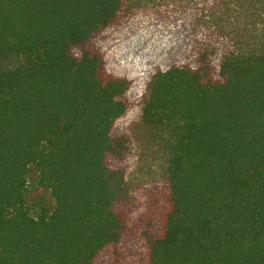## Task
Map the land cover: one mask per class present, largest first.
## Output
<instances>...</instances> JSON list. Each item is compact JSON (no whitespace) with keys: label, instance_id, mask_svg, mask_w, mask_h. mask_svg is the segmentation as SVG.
<instances>
[{"label":"trees","instance_id":"trees-1","mask_svg":"<svg viewBox=\"0 0 264 264\" xmlns=\"http://www.w3.org/2000/svg\"><path fill=\"white\" fill-rule=\"evenodd\" d=\"M134 1L0 0V264H98L131 230L118 126L138 96L112 46ZM248 5L259 29L165 60L141 93L166 149L147 264H264V0Z\"/></svg>","mask_w":264,"mask_h":264},{"label":"rangeland","instance_id":"rangeland-1","mask_svg":"<svg viewBox=\"0 0 264 264\" xmlns=\"http://www.w3.org/2000/svg\"><path fill=\"white\" fill-rule=\"evenodd\" d=\"M249 0H135L113 44L121 70L136 88L138 100L119 123L125 139L126 196L116 205L132 221L130 231L104 249L98 264H147L146 222L153 204L167 189L164 135L143 122L141 93L165 60L193 55L199 47L229 44L222 36L260 28ZM258 0H252L256 6ZM257 13V14H256ZM253 14V16H252ZM255 14V15H254ZM233 29L232 31H230ZM145 230V231H144Z\"/></svg>","mask_w":264,"mask_h":264}]
</instances>
